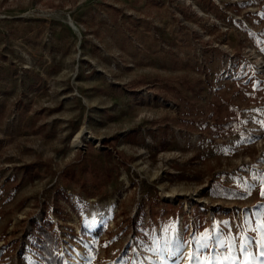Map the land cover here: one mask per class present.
Wrapping results in <instances>:
<instances>
[{
  "label": "rangeland",
  "instance_id": "1",
  "mask_svg": "<svg viewBox=\"0 0 264 264\" xmlns=\"http://www.w3.org/2000/svg\"><path fill=\"white\" fill-rule=\"evenodd\" d=\"M262 184L264 0H0V264H262Z\"/></svg>",
  "mask_w": 264,
  "mask_h": 264
},
{
  "label": "snow or ice",
  "instance_id": "2",
  "mask_svg": "<svg viewBox=\"0 0 264 264\" xmlns=\"http://www.w3.org/2000/svg\"><path fill=\"white\" fill-rule=\"evenodd\" d=\"M261 196L264 197V184L261 186ZM251 231H255L259 233L260 240L258 242V247L260 249V255L264 256V223H260L257 225L255 229H250ZM196 240V249L194 252L189 254L190 264H237L236 257L233 254L235 251V245L230 244L228 248V254L222 255L219 251H217L214 255H208L201 259L200 253L202 250L207 249L208 245L206 243H201L200 240L203 238H194ZM254 241L247 236L242 237V243L240 245V251L242 253H247L248 247ZM191 243V242H190ZM223 247V245H221ZM243 264H247V261L243 262ZM264 264V262H262Z\"/></svg>",
  "mask_w": 264,
  "mask_h": 264
},
{
  "label": "trees",
  "instance_id": "3",
  "mask_svg": "<svg viewBox=\"0 0 264 264\" xmlns=\"http://www.w3.org/2000/svg\"><path fill=\"white\" fill-rule=\"evenodd\" d=\"M223 190H224V193L225 194H229V193H232L233 189L231 187H228V186H223Z\"/></svg>",
  "mask_w": 264,
  "mask_h": 264
},
{
  "label": "bare ground",
  "instance_id": "4",
  "mask_svg": "<svg viewBox=\"0 0 264 264\" xmlns=\"http://www.w3.org/2000/svg\"><path fill=\"white\" fill-rule=\"evenodd\" d=\"M177 252H179V250H177Z\"/></svg>",
  "mask_w": 264,
  "mask_h": 264
}]
</instances>
